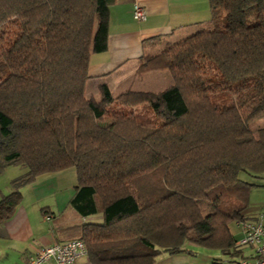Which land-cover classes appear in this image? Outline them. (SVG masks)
Masks as SVG:
<instances>
[{"label":"trees","instance_id":"16d2710c","mask_svg":"<svg viewBox=\"0 0 264 264\" xmlns=\"http://www.w3.org/2000/svg\"><path fill=\"white\" fill-rule=\"evenodd\" d=\"M115 1L0 0V172L24 168L0 221L23 185L74 168L71 207L103 221L66 234L92 264H153L195 224L228 252L256 184L239 176L264 177V0H209L205 28L146 57L138 70L167 69L168 87L86 94Z\"/></svg>","mask_w":264,"mask_h":264},{"label":"crops","instance_id":"0c3cea01","mask_svg":"<svg viewBox=\"0 0 264 264\" xmlns=\"http://www.w3.org/2000/svg\"><path fill=\"white\" fill-rule=\"evenodd\" d=\"M136 3L145 11L143 19L132 16ZM209 19V0H116L109 8L106 49L89 56L86 94H96L103 83L112 92L126 88L129 73L159 39L185 35L207 26ZM250 182L256 184L250 188L248 205L241 215L244 220L260 219L264 225V181ZM76 184L74 171L60 170L40 174L20 188L19 203L9 218L0 221V264H25L41 246L71 239L66 234L71 226L103 221L101 212L80 216L71 207ZM7 194L0 190V199ZM229 231L234 246L224 252L199 244L197 240L206 234V228L199 224L190 226L183 234L180 249L160 251L153 264H235L254 258V246L238 242L241 221L230 222ZM44 264L59 263L49 260ZM64 264L92 263L86 256Z\"/></svg>","mask_w":264,"mask_h":264},{"label":"built area","instance_id":"2783aa9c","mask_svg":"<svg viewBox=\"0 0 264 264\" xmlns=\"http://www.w3.org/2000/svg\"><path fill=\"white\" fill-rule=\"evenodd\" d=\"M132 16L135 20L145 17V11L139 4H134ZM242 235L240 244L254 246L255 257L242 259L235 264H264V225L260 219L241 222ZM87 248L82 239L72 238L63 242H53L41 246L34 254L30 255L25 264H44L53 260L56 263H73L76 259L86 257Z\"/></svg>","mask_w":264,"mask_h":264},{"label":"rangeland","instance_id":"374dc122","mask_svg":"<svg viewBox=\"0 0 264 264\" xmlns=\"http://www.w3.org/2000/svg\"><path fill=\"white\" fill-rule=\"evenodd\" d=\"M200 28H205V27H197L190 31V33L187 34H181L179 36H173V37H168V38H162L159 39L158 42L155 43V46L153 49L146 54H144L138 63L135 65V67L132 69V71L128 75V82H127V87L124 88L121 87L119 90L122 88L125 89H130L133 91H153V92H158L166 87H168L172 83V77L167 69L163 68H157V69H149V70H142L139 71L138 68L140 65L143 64L144 59L149 56H153L159 52H162L167 46L180 41L184 39L185 37L193 34ZM115 94L120 92V91H113ZM253 127H264V116L253 121L252 123ZM66 170H71L75 171L74 168H68ZM24 171V168L19 166V165H9L7 166L2 172H0V190L3 193H9L11 191V180L20 175ZM240 178L247 180V181H256V182H263L264 177L262 178H250L248 176L245 177L243 173L240 174ZM247 178V179H246ZM250 179V180H248ZM262 187V186H261ZM188 223V222H185Z\"/></svg>","mask_w":264,"mask_h":264}]
</instances>
